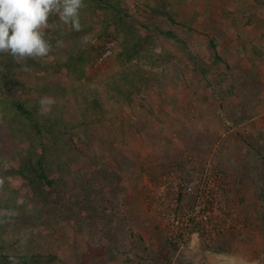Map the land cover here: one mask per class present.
<instances>
[{"label": "rangeland", "instance_id": "obj_1", "mask_svg": "<svg viewBox=\"0 0 264 264\" xmlns=\"http://www.w3.org/2000/svg\"><path fill=\"white\" fill-rule=\"evenodd\" d=\"M167 1L183 16L197 12L201 26L196 30L208 37H213L218 28L229 26L230 19L234 20L230 16L233 11H228L220 0ZM119 8L131 17L149 20L142 0H122ZM91 9H83L80 31V37L84 38L81 48L95 49L94 53L87 55L90 60L84 68L87 78L84 81L92 90L99 91L104 112L102 123L92 127L85 144L95 148L94 151L110 147L102 153L106 152L109 165L114 164L115 175L103 180L100 172H91L92 177L86 178L87 166L80 159V151L88 146L84 145V139L77 138L81 133L77 129L74 138L77 149L68 146L74 160L61 169H52L49 174L52 187H47L30 170L28 162L35 155H25L29 147L27 143L9 136L6 126L0 123V242L6 245L5 252L12 255L40 251L56 254L59 261L53 264H157L160 255H169L164 251L160 214L170 208L175 198L172 180H164L166 172L175 168L176 172L185 170L183 164L186 158H191L193 174L210 162L221 173L223 168L240 166L236 173H231L232 182L235 178L245 183L248 177L256 182L262 180L264 172L257 164L259 158L256 161L251 159L249 165L250 160L245 157L239 162L236 152L240 139L248 138L238 124L247 116L249 118L252 112L241 110L239 114V110L233 108V101L228 105L224 103L227 99L221 98V90L227 87L231 78L226 82L212 80L210 86L203 85L214 91V100L210 102L209 91L196 98L189 96L185 102L182 99L186 93L180 87L168 93L176 82L173 74L176 51L165 43L156 49L159 67L154 71L160 77L165 76L161 78L164 89L159 100L148 95L141 98L143 103L137 97L138 105H128L124 99L104 93L97 82L103 74L119 68L114 59L120 51L119 35L114 27L102 32L109 14ZM59 21V17L53 14L49 18L52 26L45 29V39L52 45L48 57L16 61L22 62L27 72L43 77L45 82L40 81L41 85L51 81L55 85L72 87L74 84L62 74H55L50 65L65 58L70 48V42L61 40L62 46L58 47V41L53 40ZM218 38H222L221 35ZM184 52L190 50L184 49ZM10 56L0 54V68L9 64L6 58ZM16 70L12 67L9 72ZM9 72L7 75H11ZM240 79L239 82L244 84L245 79ZM25 84L31 87L34 82ZM2 88L7 99L18 94L31 102V92L23 90L21 85L9 90L7 85ZM191 89L194 90L195 86ZM192 101L195 103H190ZM59 115L71 123L84 119L81 106L70 98ZM48 117L53 118L51 113ZM249 135L250 144H247L251 146L252 132ZM43 155L49 160L52 158L50 150ZM261 159L264 161V157ZM91 162L96 165L94 159ZM104 168L99 167L98 171L108 170ZM234 196L238 198L235 192ZM257 197L262 201L256 202L255 206L257 210L261 207L260 229L263 231L264 195Z\"/></svg>", "mask_w": 264, "mask_h": 264}, {"label": "trees", "instance_id": "obj_2", "mask_svg": "<svg viewBox=\"0 0 264 264\" xmlns=\"http://www.w3.org/2000/svg\"><path fill=\"white\" fill-rule=\"evenodd\" d=\"M121 1L84 0L86 7L83 9L92 10L91 8H93L94 11L100 10L109 14L102 27V32L114 27L119 35L120 51L114 58L118 62L119 68L103 74L97 82L104 93L122 98L128 105H138L137 97L143 103L141 98H146L148 95L154 97V100H159L162 97V89H164L161 78H165V76L160 77L154 71L159 67V55L156 53V49L165 43L176 51L174 52L176 70L173 72L176 82H174V89L168 90V93L175 92L177 86L180 87L186 93L182 99L185 102L189 96L196 98L209 91L210 102V100H214V91L207 90L203 85L210 86L212 80H217L220 83L231 78L227 87L221 90V98L238 99L240 93L237 92V85L242 78L238 72L241 65L237 59L231 58L238 52L234 46L224 45L218 36L208 37L205 34H199L195 28V24L198 22L197 12L190 16H183L174 10L167 0H142L144 8L149 14V20L146 22L139 16L131 17L129 14L123 13V10L119 8ZM254 1L264 4L263 0ZM83 9L80 11V24L84 17ZM149 21H151L150 24ZM82 27L83 25H81ZM57 31L55 38L53 39L52 36V39L56 42L61 40L67 41L66 43L70 42V48L65 58L53 61L50 65L55 74H62L64 79L71 81L74 86L55 85L51 81H47L46 85H41L40 81L45 82V79L27 72L24 69V64L17 62L12 56L6 58L9 64L0 68V123L6 126L9 136L27 143L29 147L26 149L25 155L27 157L35 155V158L28 162L30 170L36 179L47 187H52L49 179L52 169H61L63 166H67L68 162L74 160V157L70 156L71 150L69 151L68 146L72 145V149H77L74 142L75 130H81V133L77 134V138L84 139L83 143L87 145L85 144L87 134L90 133L92 127L102 123V113L104 112V104L99 91L92 90L84 81L87 79L84 68L90 60L87 55L94 53L95 49L93 47L86 50L81 48L84 39L80 37L81 30H73L70 25H64L59 21ZM184 49H189L190 52H184ZM183 66L184 68H182ZM12 67L17 69L16 72H9ZM8 72L11 75H7ZM27 81H33L34 85L26 86L25 82L27 83ZM179 82L181 85L178 84ZM5 85L8 90L21 85L23 90L31 92L32 97L29 99L31 102H27L26 97L18 94L7 99V95L2 93V87ZM193 86H195L194 90L191 89ZM45 95L56 99V104L50 112L53 116L52 119L48 115L39 114L38 102ZM68 98L81 106L83 120L71 123L60 117L59 114ZM87 146V149L86 147L83 150L80 149V159L87 166L86 178L92 177L95 172H100L103 180H107L108 176L113 177L115 175L114 164L110 163L109 165L105 157L106 152L102 153L104 150H110V147L94 151L95 148ZM47 150H50V155L52 154L50 159L52 163L46 158L47 155H43ZM101 154H104L105 158H102ZM92 159L96 165H93ZM99 167H105L108 170L98 171ZM90 168L91 171L88 170ZM18 172L19 175H23L22 172ZM5 247L4 242L1 241L0 264H53L59 261L56 254L40 251L26 252L22 256H17L5 252Z\"/></svg>", "mask_w": 264, "mask_h": 264}, {"label": "crops", "instance_id": "obj_3", "mask_svg": "<svg viewBox=\"0 0 264 264\" xmlns=\"http://www.w3.org/2000/svg\"><path fill=\"white\" fill-rule=\"evenodd\" d=\"M219 3L228 11H233L230 16L234 20L230 19L229 26L214 31V36L221 35L224 45L235 47L238 54L231 58L239 62L241 69L238 75L245 79L244 84L237 85V92L240 93L238 99L228 97L224 103L228 105L234 102L233 108L238 109L239 114L241 110L252 112L245 121L239 120L242 123L238 124V128L249 139V133L252 132L253 141L249 146L248 138L240 139L236 150L238 161L241 162L240 159L245 157L250 160L248 162L251 165V159L256 161L259 158L257 164L261 167V172H264V161L261 159L264 157V4L255 3L254 0H220ZM200 26L199 21L196 22L195 28L199 29ZM236 168L235 165L223 168L222 174L229 204L238 221L245 225L243 231L239 234L224 232L208 246L195 242L192 250L186 252H176L164 242L165 255H169H160L157 264H263L264 230L260 229L261 207L257 210L255 205L256 202H262L260 199L259 202L260 197L257 196L264 195V176L260 182L248 176L245 183L235 178L232 182L231 173H236ZM234 192L238 198L234 196ZM191 200L190 196L183 197L186 205Z\"/></svg>", "mask_w": 264, "mask_h": 264}, {"label": "built area", "instance_id": "obj_4", "mask_svg": "<svg viewBox=\"0 0 264 264\" xmlns=\"http://www.w3.org/2000/svg\"><path fill=\"white\" fill-rule=\"evenodd\" d=\"M190 160L186 158L185 170L164 174V180H172L175 198L160 214L162 237L176 252L192 250L195 242L211 245L224 232L239 234L245 228L229 204L223 174L210 162L193 174ZM185 196L192 197L187 205Z\"/></svg>", "mask_w": 264, "mask_h": 264}, {"label": "clouds", "instance_id": "obj_5", "mask_svg": "<svg viewBox=\"0 0 264 264\" xmlns=\"http://www.w3.org/2000/svg\"><path fill=\"white\" fill-rule=\"evenodd\" d=\"M85 7L84 0H0V54L18 61L48 57L52 51L45 39V29L52 26L49 18L55 14L64 25L79 31L80 11ZM38 103L39 114L48 115L56 99L45 95Z\"/></svg>", "mask_w": 264, "mask_h": 264}]
</instances>
